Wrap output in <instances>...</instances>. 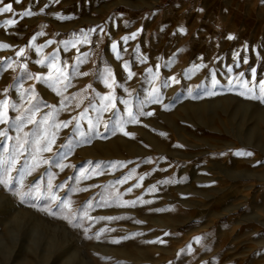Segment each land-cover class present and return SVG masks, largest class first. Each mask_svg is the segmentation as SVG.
Returning <instances> with one entry per match:
<instances>
[{
    "label": "rangeland",
    "instance_id": "374dc122",
    "mask_svg": "<svg viewBox=\"0 0 264 264\" xmlns=\"http://www.w3.org/2000/svg\"><path fill=\"white\" fill-rule=\"evenodd\" d=\"M155 2L160 18L126 43L133 33L90 7L74 23L59 9L0 14V156L17 161L0 184V264H264V101L238 82L253 67L264 78V0ZM81 30L88 42L65 47ZM53 53L70 76L60 95L47 79ZM46 129L55 142L36 152L32 134Z\"/></svg>",
    "mask_w": 264,
    "mask_h": 264
},
{
    "label": "snow or ice",
    "instance_id": "6c2138e0",
    "mask_svg": "<svg viewBox=\"0 0 264 264\" xmlns=\"http://www.w3.org/2000/svg\"><path fill=\"white\" fill-rule=\"evenodd\" d=\"M15 3H20L21 0H14ZM0 4H3V7H0V14H4V13H12L13 12V7H12V3H7L4 4V0H0ZM34 13H32L31 11H24L23 13H21V17H27V16H31ZM17 21H15L14 19H7L3 21V26H10V25H14ZM95 29H89L88 32H94ZM180 31H184L183 29H180ZM88 32H84V30H81V35L83 37L82 40L80 41H76V42H70V41H65L63 42L65 47L68 46L69 43H72V46L75 47L76 43H87L88 42ZM38 35H43V33H38ZM75 36V34H73ZM136 33H133L131 37L129 36H125L122 39L124 40V42L126 43L129 39H135ZM228 39H234V37L232 35H229L227 37ZM33 40H35V36L32 38ZM48 43H52L51 41H49ZM44 47V45H41L40 48L37 49V51L42 50V48ZM0 48H4L7 49L9 48L8 44H0ZM112 49L113 51L116 52L117 54V58H119V51L117 49V44L113 43L112 44ZM24 49L21 48L19 49V51H17L16 55L17 56H23L24 55ZM85 57L87 56V54H82ZM49 59V63L47 65L48 69H49V76H48V81H50V86L53 87L54 91H57V94L60 95V91L57 88V85H61L64 88L68 87V83L70 81V76L66 70L67 66L61 67L60 66V62L58 60L57 54L53 53L51 57L48 58ZM38 63L40 64H44V61H38ZM244 63H248V61L245 59ZM7 67H11V65H7ZM125 67L127 68V64H125ZM105 83H108L109 79L112 78V71L109 68H106L105 70ZM148 71H151V69H149ZM229 71H231V69H229ZM251 73H252V80H243L240 79L238 82L241 85V87L245 90V92L248 94L249 98H254L257 100H261L264 101V78H261L258 82L255 81V77H256V69L253 67L251 69ZM81 75H87V73H81ZM129 78L132 77L133 73L129 72ZM240 77L244 76V73L241 72L239 74ZM36 79H41V77L37 76L35 77ZM173 80H175V78H172ZM115 83L114 79L112 80V83H108V87L111 88L113 86V84ZM213 83H215V81H213ZM165 86H167L165 84ZM243 94V93H242ZM66 99V98H65ZM103 99L105 101H108V103L106 104L105 108L106 110L109 109H115L116 108V104L114 103V98L111 95L105 96L103 97ZM158 96L156 97V101L158 102ZM5 107H7V101L3 102ZM121 103L126 105V111H127V115L130 118V121L133 122H138L136 121V117L133 114V111L131 109V104L129 100H121ZM35 110H36V106L33 105V112L32 115H30L28 117V123H32L35 124L37 123V121L35 119H33V117L35 116ZM143 115H152V112H148V113H142ZM49 116H45L44 120L40 121L41 124L47 125L48 121H49ZM71 123V121H63L61 123L55 124L54 127L55 129L58 131L61 127H67L68 124ZM52 126H49V128H51ZM18 130H20L18 128ZM125 135H131L128 132L124 133ZM29 134L25 133L24 136L27 137ZM33 136V144L36 145V147L34 148V151L36 152H40V151H44V152H50L51 151V144H53L55 142V132H50L49 130H44V132L41 134L40 130H37L36 133L32 134ZM28 144V140L27 139H20L18 141V149H17V153L18 154H23V151L25 150V146ZM41 145H43L41 147ZM7 151V150H5ZM237 155H248L251 156L252 153L251 152H238ZM34 160L36 159V157L33 158ZM16 158L15 156H0V184H3L5 186H10L13 182H14V178L11 176V171L15 168L16 165ZM45 163H47V161H45ZM36 165L34 164V167ZM61 167H63V165H61ZM127 179V178H125ZM141 179H143V177H141ZM22 183V181H21ZM118 183H122V181H118ZM164 183H167V181H164ZM52 185L49 184V189L51 190ZM50 198L52 200H56L55 196H51V192L49 193ZM134 203V202H132ZM57 206L64 208V209H68L70 208V203L66 200H59L57 201ZM47 211V209H46ZM85 216H87V213H84ZM68 218V217H65ZM74 218V217H73ZM101 219H112V218H101ZM72 222V219H69V223ZM137 223H140V221H137ZM74 226H80V225H74ZM103 231V229L101 230ZM97 239H99V233L97 234ZM127 238V237H126ZM197 242H199V237L196 238ZM114 243H119V241H113ZM157 241H148V243H154Z\"/></svg>",
    "mask_w": 264,
    "mask_h": 264
},
{
    "label": "crops",
    "instance_id": "0c3cea01",
    "mask_svg": "<svg viewBox=\"0 0 264 264\" xmlns=\"http://www.w3.org/2000/svg\"><path fill=\"white\" fill-rule=\"evenodd\" d=\"M156 0H21L20 3H15L14 0H5L6 3H12L13 8H33L42 9H59L66 17L71 18L70 22H75V16L81 15V10L84 7H90L94 16L109 15L120 21L126 26V30L132 33H140V24L145 25L144 32H148V27L151 26L155 19L160 18V12L153 8L148 10L150 3H157ZM115 6L110 7L111 4ZM157 5H155L156 7ZM187 7L186 2L175 4L165 16L164 21L179 19L178 12ZM111 8L115 11H110ZM138 25V27L136 26ZM128 26V27H127ZM180 27V24H179ZM186 27V26H185ZM178 29V33L183 31ZM187 29V28H186ZM185 30V29H184ZM182 35V34H181Z\"/></svg>",
    "mask_w": 264,
    "mask_h": 264
},
{
    "label": "bare ground",
    "instance_id": "6f19581e",
    "mask_svg": "<svg viewBox=\"0 0 264 264\" xmlns=\"http://www.w3.org/2000/svg\"><path fill=\"white\" fill-rule=\"evenodd\" d=\"M215 2V1H214ZM221 12V11H220ZM193 14V13H192ZM190 15V14H189ZM178 16H180V11H179V14H178ZM198 16V15H197ZM188 19V18H187ZM191 22H194V21H191Z\"/></svg>",
    "mask_w": 264,
    "mask_h": 264
}]
</instances>
